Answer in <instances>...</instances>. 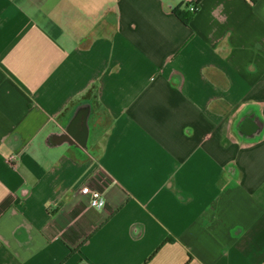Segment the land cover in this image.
I'll list each match as a JSON object with an SVG mask.
<instances>
[{
	"label": "crops",
	"instance_id": "crops-1",
	"mask_svg": "<svg viewBox=\"0 0 264 264\" xmlns=\"http://www.w3.org/2000/svg\"><path fill=\"white\" fill-rule=\"evenodd\" d=\"M0 264H264V0H0Z\"/></svg>",
	"mask_w": 264,
	"mask_h": 264
},
{
	"label": "built area",
	"instance_id": "built-area-1",
	"mask_svg": "<svg viewBox=\"0 0 264 264\" xmlns=\"http://www.w3.org/2000/svg\"><path fill=\"white\" fill-rule=\"evenodd\" d=\"M187 9L190 12H196V10L198 9V6L195 3L189 2L187 5ZM80 192L88 195L89 197L88 201L92 207L101 208L104 206V197L102 196L100 191L90 188L88 185H82L80 187Z\"/></svg>",
	"mask_w": 264,
	"mask_h": 264
},
{
	"label": "trees",
	"instance_id": "trees-1",
	"mask_svg": "<svg viewBox=\"0 0 264 264\" xmlns=\"http://www.w3.org/2000/svg\"><path fill=\"white\" fill-rule=\"evenodd\" d=\"M173 13L178 19H180L185 25H187L195 12H190L187 9V4H185L182 8H174Z\"/></svg>",
	"mask_w": 264,
	"mask_h": 264
}]
</instances>
